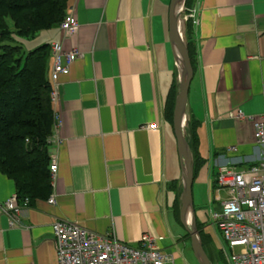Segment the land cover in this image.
<instances>
[{
	"label": "crops",
	"instance_id": "0c3cea01",
	"mask_svg": "<svg viewBox=\"0 0 264 264\" xmlns=\"http://www.w3.org/2000/svg\"><path fill=\"white\" fill-rule=\"evenodd\" d=\"M170 4L69 0L67 15L77 16L78 32L66 36L60 26L42 32L50 45L62 43L84 57L61 77L52 100L60 123L50 138L51 162L58 170L48 198L21 205L23 227H13L2 211L17 192L0 172V264H58L52 231L58 220L114 234L132 247L149 235L182 262L176 247L189 239L175 210L182 177H175L174 130L165 114L180 77ZM188 17L195 65L187 128L199 170L209 166V194L217 196L222 166L251 164L261 153L255 121L264 116V0H195ZM49 66L50 76L52 53ZM239 110L254 120L234 119Z\"/></svg>",
	"mask_w": 264,
	"mask_h": 264
},
{
	"label": "trees",
	"instance_id": "16d2710c",
	"mask_svg": "<svg viewBox=\"0 0 264 264\" xmlns=\"http://www.w3.org/2000/svg\"><path fill=\"white\" fill-rule=\"evenodd\" d=\"M194 1H186L185 14L190 15ZM68 4L69 0H0V172L15 182L21 201L28 198L33 203L50 195V138L56 126V113L49 76L51 45L44 44L25 54L21 45L12 44L13 34L33 38L59 26L67 16ZM9 18L13 30L8 24ZM191 33L189 20L185 36L194 67ZM178 90L179 82L175 81L165 111L172 127ZM191 129L187 128V141L193 151L195 136ZM193 157L196 178L201 162L194 151ZM181 193L182 189L176 194L175 210L179 220ZM197 225L209 256L211 238L204 234L198 221ZM186 237L190 239L189 234Z\"/></svg>",
	"mask_w": 264,
	"mask_h": 264
},
{
	"label": "built area",
	"instance_id": "2783aa9c",
	"mask_svg": "<svg viewBox=\"0 0 264 264\" xmlns=\"http://www.w3.org/2000/svg\"><path fill=\"white\" fill-rule=\"evenodd\" d=\"M59 26L66 36H73L80 24L72 12ZM51 53L52 100H56L61 77L69 75L71 65L84 54L79 50L66 51L62 43L52 44ZM233 118L254 120L241 110ZM55 120L56 128L60 123L57 114ZM255 142L261 150L258 161L229 163L220 168L216 178V200L220 202L221 211H212V217L231 251L229 264H264V116L255 121ZM57 170V164L51 162L52 180ZM55 199L51 197L49 202L54 204ZM29 204L28 198L20 204L17 194L4 202L2 211L11 218L13 227H23L19 220L21 205ZM52 231L58 264H184L174 254L161 250L157 240L149 235L143 238L139 247H132L119 241L114 234L101 236L66 220L53 223ZM235 249L240 251L235 252Z\"/></svg>",
	"mask_w": 264,
	"mask_h": 264
},
{
	"label": "water",
	"instance_id": "95a60500",
	"mask_svg": "<svg viewBox=\"0 0 264 264\" xmlns=\"http://www.w3.org/2000/svg\"><path fill=\"white\" fill-rule=\"evenodd\" d=\"M187 0H171L169 10V37L180 67L179 90L173 115V130L177 141L182 172L180 222L190 236L191 245L199 264H212L201 239L194 205V157L187 141V104L194 68L184 33L182 15Z\"/></svg>",
	"mask_w": 264,
	"mask_h": 264
},
{
	"label": "rangeland",
	"instance_id": "374dc122",
	"mask_svg": "<svg viewBox=\"0 0 264 264\" xmlns=\"http://www.w3.org/2000/svg\"><path fill=\"white\" fill-rule=\"evenodd\" d=\"M187 15V16H186ZM188 14L182 15V21L184 24V33L185 27L188 22ZM10 28L13 30L14 25L12 20L9 18L7 19ZM43 34V35H42ZM186 37V36H185ZM53 40L48 32L46 33H39L33 38H25L20 37L16 34H13V41L12 44H19L23 47L25 54H28L32 50L40 47L44 44H51ZM172 137L174 138L175 142V177L177 175L178 179H181L182 172H181V163L178 154L177 148V141L176 137L172 131ZM210 171L208 164L203 165L199 170V173L194 181L193 185V192H194V205H195V212L198 223L203 227V232L206 236L211 238V245L209 251V257H211L212 264H229L228 257L231 254L229 247L224 240L223 235L221 232L215 227L214 219L212 217L213 212H220V202L216 200L215 191L212 189L208 190V179H209ZM212 192V194H211ZM179 228L183 231L185 235V228L181 223H177ZM177 252L181 256V260L184 264H199L198 259L196 258L192 245L191 240L187 239L186 241H181L177 244ZM235 252H239L240 249H235Z\"/></svg>",
	"mask_w": 264,
	"mask_h": 264
}]
</instances>
